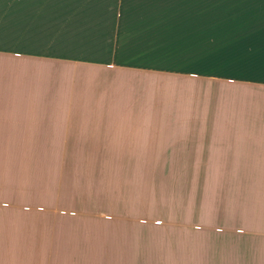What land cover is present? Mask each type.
Wrapping results in <instances>:
<instances>
[{
  "label": "crops",
  "instance_id": "obj_1",
  "mask_svg": "<svg viewBox=\"0 0 264 264\" xmlns=\"http://www.w3.org/2000/svg\"><path fill=\"white\" fill-rule=\"evenodd\" d=\"M150 149L264 167V0H0V264H133ZM250 176L236 243L260 264L264 170Z\"/></svg>",
  "mask_w": 264,
  "mask_h": 264
},
{
  "label": "rangeland",
  "instance_id": "obj_2",
  "mask_svg": "<svg viewBox=\"0 0 264 264\" xmlns=\"http://www.w3.org/2000/svg\"><path fill=\"white\" fill-rule=\"evenodd\" d=\"M155 88L157 100L173 96L169 92L173 87ZM153 105L156 104L152 102ZM166 121L173 125L174 119ZM132 152L139 156L140 151ZM152 152L156 150L140 152L139 157L152 159L149 166L134 171L135 188L129 191L134 204L130 207H133L131 224L135 227V240L129 246L133 264H246V261L254 264L256 260L245 261L236 241L246 237L240 228H245L254 217L248 209L250 182L243 178L264 167L164 165L155 160ZM38 154L35 158H46L43 153ZM125 194L126 190L113 204L112 209L118 215Z\"/></svg>",
  "mask_w": 264,
  "mask_h": 264
}]
</instances>
